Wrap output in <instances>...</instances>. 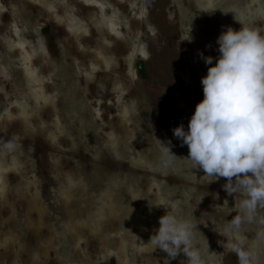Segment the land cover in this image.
<instances>
[{"label": "rangeland", "instance_id": "obj_1", "mask_svg": "<svg viewBox=\"0 0 264 264\" xmlns=\"http://www.w3.org/2000/svg\"><path fill=\"white\" fill-rule=\"evenodd\" d=\"M15 2L29 12L24 21L27 24L20 25L18 18H14ZM234 16L264 35V0H0V81H3L0 86L6 96L11 93L14 96L6 100L2 96L0 100V115L9 134L7 144L13 145L11 149L4 145L0 150V183L6 204L12 205L13 193H25L33 198L51 170L64 176L59 183H63L62 187L65 183L68 203H79L86 211L67 214L68 219L83 228L91 219L89 209L93 208V214L98 215L95 235L76 237L78 243L72 248L75 264H163L166 254L159 249L153 251L147 242L158 227V217L171 206L181 215L192 213L197 218V228L206 238L216 264H237L234 253L222 246L228 234L217 233L236 214L234 201L239 199L228 196L222 189L225 178L211 182V178L201 177V170H191L183 158L162 164L160 144L150 127L148 131L145 123L144 133L136 121L126 120L127 114H120V119L119 114L116 116L121 86L112 83L118 100L107 101L111 98L109 89L95 80L100 69L119 67L116 71L120 73L122 59L143 64L145 89L135 83L139 92L134 96L138 93L142 100L135 106L140 108L146 103L158 121L167 122L166 128L172 136L165 140L171 141L173 153L180 147V141L173 136L172 129L180 124L187 129L195 105L203 99L200 79L206 75L208 66L198 53L218 55L219 29L231 26L238 30L241 26ZM189 27L192 41H181ZM123 41L125 55L120 58L116 47ZM35 98V103L28 105ZM105 98L108 108L103 107ZM86 110L93 122L86 116ZM16 126L21 129H18L19 137L12 136ZM155 126L159 127L157 120ZM96 130L100 139L93 136ZM73 131L74 140H85L82 147L86 153H81V157L94 160L107 170L102 180L98 174L81 175L78 166L63 163L65 155L75 156L71 151H77L74 148L78 147V140L76 144L71 141L70 152H62L57 160L58 170L50 167V157L42 151L46 149L45 140L51 143H48L50 147L61 149L63 135L72 139L74 134H69ZM37 148L40 153L34 159L31 155ZM124 148L126 160L138 170L131 168L127 172L128 167L121 164L118 152ZM185 149L188 150L187 146ZM90 152H95V157ZM94 181L102 186L101 199L106 197V205L86 193ZM167 182L170 184L165 186V194L162 187ZM79 185L86 194L74 196ZM179 189L182 192L193 189L196 200L193 201L189 192L179 193ZM114 197L120 204L114 202ZM212 197L217 199L215 203ZM21 206L26 204L21 202ZM143 212L149 215L148 220ZM11 217L16 226V217ZM56 223L44 220L42 231L31 237L45 236L47 230L52 233ZM248 224L241 226V237L245 247L253 252L252 264H262L264 239L257 238L258 230L253 226L247 230ZM259 232L264 233V227ZM5 234L6 245L14 247H11L13 260L21 264L16 256L20 249L16 244L22 241L25 244L26 234L17 235V241L12 239L11 229ZM62 235L55 234L50 239L42 264H69L60 257L58 249L59 244L64 246ZM203 236L198 233V242L206 248ZM130 240L132 246L128 245ZM254 240L259 241V249ZM7 251L0 249V264H15L4 260L2 254L7 255ZM184 260L186 257L180 254L169 264H184Z\"/></svg>", "mask_w": 264, "mask_h": 264}, {"label": "clouds", "instance_id": "obj_2", "mask_svg": "<svg viewBox=\"0 0 264 264\" xmlns=\"http://www.w3.org/2000/svg\"><path fill=\"white\" fill-rule=\"evenodd\" d=\"M234 19L241 26L238 30L227 26L219 33L216 57L198 53L208 66L200 79L203 99L195 105L187 129L183 124L172 129L181 146H187V157L174 155L171 141H158L165 165L183 158L191 170H201V177L211 182L225 178L222 189L239 199L234 201L236 214L217 233L228 234L222 246L236 255L237 264H252L253 252L245 247L240 229L264 212V35ZM192 39L189 27L181 41ZM196 219L192 213L181 215L175 206L158 217L147 244L166 254L163 264L180 254L186 257L184 264H216ZM198 233L205 238L206 248L199 244ZM257 238L264 239V233Z\"/></svg>", "mask_w": 264, "mask_h": 264}, {"label": "flooded vegetation", "instance_id": "obj_3", "mask_svg": "<svg viewBox=\"0 0 264 264\" xmlns=\"http://www.w3.org/2000/svg\"><path fill=\"white\" fill-rule=\"evenodd\" d=\"M18 3V2H17ZM16 2L13 4L14 7H12V10L15 11L14 14V18H18V22L20 25H24L27 24V22H24L25 19L29 16V12L25 11V9H22L20 5H18ZM225 27L219 29V32H221ZM189 29H187L188 31ZM186 31V33H187ZM190 35H192V30H190ZM125 41H123L122 43H118V49L116 46H114V49L116 47L117 53H118V57L122 58L125 54H123V52L125 51ZM5 46H8L5 44ZM123 60V61H122ZM121 60L120 65H122L120 73L117 72L116 70L119 69V67H116L117 69L114 70V68H110L109 70H102L100 69V73H96L95 74V80L98 84H101V86L109 89L108 90V94L111 95V98H107V101L112 100L113 98H115V102L117 99L116 96V92L115 89L112 87V83H116L118 85L121 86V92L119 93V100H118V104L116 103L118 109H116V116L117 114H119V119L121 118L120 114H127L125 115L126 120L127 118L129 119L128 121H130L131 119L136 121V123H138V127L144 132L146 133V131L144 130V124L146 123L148 126V131H149V127L151 129V133H153V137L158 141L161 140V143H165L166 140L168 139V137L171 138L172 135H170L171 130L167 127V122L164 120L158 121L157 117L154 116L152 114V111H150V107L146 104L143 103L141 105L140 108H137L135 105H137L138 102H142L141 98L137 97L138 93H136V95L134 96L135 92H139V88H144V82L145 81V77H146V73H145V68L143 66V64L141 65L140 63L138 64V62H135L133 60H131L130 62L127 60L124 62V59ZM119 63V62H118ZM119 65V66H120ZM124 66V67H123ZM3 82V81H0ZM135 83L136 86L135 87ZM1 85V83H0ZM75 92H77L78 90H76L77 88L75 87ZM145 89V88H144ZM117 90V89H116ZM162 93L165 92V90H161ZM96 98H100V95L97 94H93ZM3 96L4 100H6V97H14L11 93V95L9 94V96L5 95L4 90L1 88L0 86V100L1 97ZM95 99V98H94ZM35 99H30L28 105H33V103H35ZM96 100V99H95ZM104 100V106L108 108V102ZM106 102V103H105ZM130 104V105H129ZM129 105V106H128ZM191 109V108H190ZM176 111V109L174 110V112ZM86 116H88V118L90 119L89 121L93 122V119L91 117V113L86 110L85 111ZM189 113V112H188ZM187 113V114H188ZM111 114V113H109ZM114 114V113H113ZM176 114V112H175ZM189 115V114H188ZM11 119V118H10ZM22 119V118H21ZM157 120V124L160 127L161 126V130L159 127L155 126V122ZM15 121L14 119L11 120ZM4 119L3 116L0 115V150L2 149V147L4 145H6L8 143L7 141V137L9 136L8 131L6 129V125H4ZM6 123V122H5ZM127 123V122H126ZM18 129H20V127L16 126V129L12 130V136L13 137H19V132ZM21 130V129H20ZM76 134L75 131L70 132L69 135L71 134ZM75 134L71 135L73 138L70 139L68 137H66V135H63L62 137V144H63V148H56L54 149L53 147H50L49 144H51L50 142H48V140H45V145H46V149L42 150L44 153V155H48L50 157V167L52 169H56L58 170L59 166L57 164V160L61 159V154L62 152H70L71 151V141H74L76 144V141L78 140V147L74 148L77 151H71L73 153H75V156H70V155H65V157L63 158V163H65L66 165H68L69 163L71 164V166H78L80 168V174L81 175H90L92 173L94 174H98V176H101L100 179L102 180L103 178H105L106 174H107V170L103 168V166L100 163H96L94 160L90 161L88 158L87 159H83L81 157V153H86L84 151L85 148L82 147V144H84L85 140H80L79 138L75 139ZM94 137H97L100 139L99 135L97 134V130L94 132L93 134ZM68 138V139H67ZM70 139V140H69ZM84 139V138H82ZM127 139V138H126ZM97 141H99L97 139ZM158 141V142H159ZM80 144V145H79ZM178 144L180 145V147H176L177 151H174L173 153L180 156L177 157H187L188 154V150L185 149L186 145L181 146V144L178 142ZM50 147V148H49ZM53 149L55 150L53 152ZM40 153L39 148L35 149L32 152V157L34 159L38 158V154ZM88 154H95V152H90ZM119 154V158L121 159V164H125L128 168L130 169H126L125 170L127 172L131 171L132 169L138 170L135 167H133L131 161L126 160V154H127V150L124 148L123 151L118 152ZM130 154V153H129ZM79 155V156H78ZM130 156V155H129ZM95 157V155L93 156ZM107 157V155L105 156V158ZM89 160V161H87ZM162 163V162H161ZM87 164V165H86ZM163 164V163H162ZM86 165V166H85ZM67 167L66 170L67 172L69 171V169L71 168ZM182 166V165H181ZM117 167V166H115ZM121 168H117V170H119ZM114 170V171H117ZM47 172H49V174L47 173V178L45 180V182H43L41 185H39L37 187V194L33 195V198L30 197L29 195L27 196L25 193H13L12 195V199L10 200V202L12 203V205H8L6 204V201L4 199L3 196V184L0 183V249L2 248L3 250H8L7 251V255L2 254L4 257V260H6L7 262H14L13 260V245L11 246H7L6 245V230L11 229V237L13 240H16V236L19 235L24 236L25 235V244L23 243V241H19L21 243H17V247H19V253L18 251L16 252V256H17V260L18 263L21 264H42V262H44L43 258V254L45 253V247L47 248V246L49 245L50 239L53 238V236L55 234H63L62 236H64V246H60V244L58 245V249L61 252L62 255H60V257L65 258L67 260V262L69 264H75V257H74V252L72 251L73 246H75V244L78 243V240L76 239V237H79L81 235H95L94 233L98 230V223L99 221L97 220L98 215L93 214V208L89 209V213L91 219L87 220V224L84 225L83 228H81V225L78 226L76 222L71 221L70 219H68L67 214L71 215L74 214L73 212H76V214H80L81 212H86L79 203L74 204V205H70L68 203V201L66 200V194L67 193V188H65V183H64V187H62L63 183L59 181L63 180L64 176H62V174H57V173H52L51 170H48ZM51 173H52V177H51ZM109 173V172H108ZM110 174V173H109ZM50 175V178H49ZM89 177V176H88ZM85 179V178H84ZM56 180V181H54ZM101 180H100V184H101ZM83 181V179H82ZM86 183V181H85ZM87 184V183H86ZM100 184H98L97 182H92V184L90 185V189L85 190L86 193H88L89 195H93L94 197L99 198L100 201H102L105 205H106V197L104 199H101V189L102 186H100ZM170 183H166L164 184V186L162 187V190H164L163 193L167 194V190L165 191V186L169 185ZM81 185H83V183H81ZM81 185L78 186L77 192H74V196L75 194H78L79 196H83L85 191L82 188ZM163 185V184H162ZM161 186V184H160ZM85 189V188H84ZM179 193L183 194V195H187V193L189 192V196H191L193 198V201L196 200V198L194 197V191L193 189H190L189 191L184 190V192H182L180 189L178 190ZM85 193V194H86ZM117 197V195H115ZM65 198V200L63 199ZM114 202L118 203V199L117 198H113ZM214 200V201H213ZM216 198L212 197V202H216ZM21 202H24L26 204V206H21ZM196 203L193 202V205ZM120 204V202L118 203ZM214 206L217 208V204H214ZM8 210L10 211V215H8ZM145 219H149V215L145 214V212L142 213ZM12 216L16 217V226L13 225L12 222ZM44 220L46 221H53L55 220L57 223L54 225V231H51L52 233L49 232V230H47V235L45 236H39V238H35L33 239L31 237V235H37V232L42 231L43 228V222ZM264 212L259 213V219L256 221H253L251 223L248 224V228L247 230H249L250 226H253L254 230H258V233H260V229L264 227ZM133 222V220H132ZM149 223L147 224V227L145 228L146 233L149 232ZM144 229V228H143ZM251 230V229H250ZM249 230V231H250ZM133 232V231H131ZM136 232V231H134ZM263 232V231H261ZM257 233V234H258ZM133 234V233H132ZM47 238V239H45ZM95 237L93 236V239ZM130 243V244H129ZM128 243V245H133V241L130 240ZM255 246L259 249V241L254 240ZM24 244V245H22ZM96 244V242H95ZM5 245V246H4ZM13 249H12V248ZM5 253V252H3ZM28 253V254H27ZM235 255V254H234ZM235 261L237 260L236 255L234 256ZM262 264H264V259H262ZM16 264V263H15Z\"/></svg>", "mask_w": 264, "mask_h": 264}]
</instances>
